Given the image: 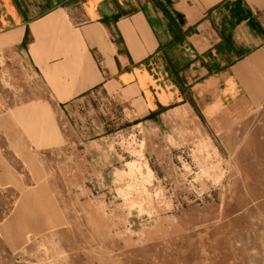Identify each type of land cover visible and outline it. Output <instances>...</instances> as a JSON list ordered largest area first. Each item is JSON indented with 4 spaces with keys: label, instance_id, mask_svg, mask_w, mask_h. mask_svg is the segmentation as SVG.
<instances>
[{
    "label": "rangeland",
    "instance_id": "obj_1",
    "mask_svg": "<svg viewBox=\"0 0 264 264\" xmlns=\"http://www.w3.org/2000/svg\"><path fill=\"white\" fill-rule=\"evenodd\" d=\"M65 78L0 49V264H264V105L148 115Z\"/></svg>",
    "mask_w": 264,
    "mask_h": 264
},
{
    "label": "crops",
    "instance_id": "obj_2",
    "mask_svg": "<svg viewBox=\"0 0 264 264\" xmlns=\"http://www.w3.org/2000/svg\"><path fill=\"white\" fill-rule=\"evenodd\" d=\"M5 46L72 97L109 84L148 115L264 105V0H0Z\"/></svg>",
    "mask_w": 264,
    "mask_h": 264
},
{
    "label": "bare ground",
    "instance_id": "obj_3",
    "mask_svg": "<svg viewBox=\"0 0 264 264\" xmlns=\"http://www.w3.org/2000/svg\"><path fill=\"white\" fill-rule=\"evenodd\" d=\"M145 174V173H144Z\"/></svg>",
    "mask_w": 264,
    "mask_h": 264
}]
</instances>
